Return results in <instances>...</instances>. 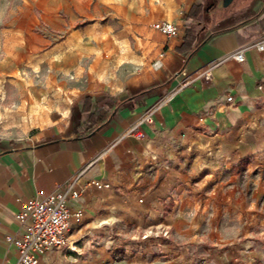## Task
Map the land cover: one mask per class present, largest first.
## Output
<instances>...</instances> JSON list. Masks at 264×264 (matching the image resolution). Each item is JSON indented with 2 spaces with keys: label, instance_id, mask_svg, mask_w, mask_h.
Returning a JSON list of instances; mask_svg holds the SVG:
<instances>
[{
  "label": "rangeland",
  "instance_id": "obj_1",
  "mask_svg": "<svg viewBox=\"0 0 264 264\" xmlns=\"http://www.w3.org/2000/svg\"><path fill=\"white\" fill-rule=\"evenodd\" d=\"M164 1L0 0V139L25 138L66 116L76 124L89 96L117 93L149 63L159 66L149 58L143 13ZM138 132L126 135L143 146L113 160L109 223L79 233L71 263H89L110 239L111 257L129 264L177 254L206 264L209 249L264 264V114L226 142L199 129L182 133L189 138L180 145Z\"/></svg>",
  "mask_w": 264,
  "mask_h": 264
},
{
  "label": "crops",
  "instance_id": "obj_2",
  "mask_svg": "<svg viewBox=\"0 0 264 264\" xmlns=\"http://www.w3.org/2000/svg\"><path fill=\"white\" fill-rule=\"evenodd\" d=\"M223 1L153 2L143 13L144 26L149 58L157 59L159 66L149 63L117 93L89 96L80 104L76 124L66 116L25 138L0 139V264L16 262V242L22 237L23 224L15 215L21 201L40 191L64 188L77 175H82L81 186L97 178L113 187L88 186L71 203L85 210L83 222L71 224V239L76 240L91 222L106 223V214L114 206L110 194H115L118 173L113 160L125 147L143 146L142 140L126 133L150 110L157 109L153 123L140 126L145 141L157 134L179 145L189 138L183 135L182 139V133L196 129L210 142H226L231 139L229 133L264 114V52L253 46L264 37V0H232L227 6ZM160 20L175 22L179 34L168 39L155 30L152 24ZM238 50L244 51L241 62L229 58ZM205 64L213 66L210 82L195 81L177 91L186 75ZM111 243L106 239L100 251L88 255L91 261L87 264H129L111 257L107 249ZM175 256L157 264H193L188 256ZM202 256L206 264L252 263L233 250L209 249ZM73 260L77 259L65 246L41 256V264H72Z\"/></svg>",
  "mask_w": 264,
  "mask_h": 264
},
{
  "label": "built area",
  "instance_id": "obj_3",
  "mask_svg": "<svg viewBox=\"0 0 264 264\" xmlns=\"http://www.w3.org/2000/svg\"><path fill=\"white\" fill-rule=\"evenodd\" d=\"M152 27L168 39L179 34L178 25L171 20L154 22ZM253 46L258 51L264 52V37L255 42ZM229 58L241 62L245 59L244 51L238 50L232 53ZM212 68V65L205 64L192 74L186 75L187 77L179 84L177 91L195 81L210 82ZM232 100L233 97L229 96L228 101L231 102ZM156 111V108L150 110L134 126L139 131L138 138L144 137V132L139 129V126L143 122L152 124ZM105 154L106 152L102 156ZM81 176L73 177L64 188L49 193L40 191L35 197L21 201V206L15 217L23 224V234L16 242L17 259L13 264H41V256L46 251L63 246L68 250L76 248L77 243L71 239L70 235L71 224H81L84 220L85 210L82 206H72L71 203L77 201L88 186L98 190L112 189L113 187L111 182L97 178L89 180L86 186H81ZM140 201L143 202V199Z\"/></svg>",
  "mask_w": 264,
  "mask_h": 264
},
{
  "label": "water",
  "instance_id": "obj_4",
  "mask_svg": "<svg viewBox=\"0 0 264 264\" xmlns=\"http://www.w3.org/2000/svg\"><path fill=\"white\" fill-rule=\"evenodd\" d=\"M232 0H224V5L227 6Z\"/></svg>",
  "mask_w": 264,
  "mask_h": 264
},
{
  "label": "trees",
  "instance_id": "obj_5",
  "mask_svg": "<svg viewBox=\"0 0 264 264\" xmlns=\"http://www.w3.org/2000/svg\"><path fill=\"white\" fill-rule=\"evenodd\" d=\"M93 114H94V112H91V115L89 116V118H91ZM94 131H95V130H94ZM94 131H92L90 134H88V135H86V136L91 135Z\"/></svg>",
  "mask_w": 264,
  "mask_h": 264
},
{
  "label": "bare ground",
  "instance_id": "obj_6",
  "mask_svg": "<svg viewBox=\"0 0 264 264\" xmlns=\"http://www.w3.org/2000/svg\"><path fill=\"white\" fill-rule=\"evenodd\" d=\"M128 135H132V133L128 134Z\"/></svg>",
  "mask_w": 264,
  "mask_h": 264
}]
</instances>
